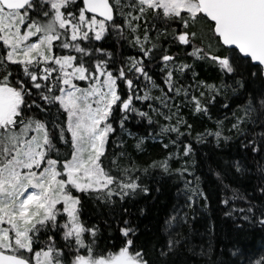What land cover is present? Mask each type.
I'll return each mask as SVG.
<instances>
[{
    "label": "snow or ice",
    "instance_id": "1",
    "mask_svg": "<svg viewBox=\"0 0 264 264\" xmlns=\"http://www.w3.org/2000/svg\"><path fill=\"white\" fill-rule=\"evenodd\" d=\"M0 264H264V0H0Z\"/></svg>",
    "mask_w": 264,
    "mask_h": 264
},
{
    "label": "trees",
    "instance_id": "2",
    "mask_svg": "<svg viewBox=\"0 0 264 264\" xmlns=\"http://www.w3.org/2000/svg\"><path fill=\"white\" fill-rule=\"evenodd\" d=\"M172 191H174V189ZM166 196H167V193H166V195L164 197H161V200L166 199ZM248 241L249 242H254L256 246H259V244H260V234L259 233L249 234Z\"/></svg>",
    "mask_w": 264,
    "mask_h": 264
}]
</instances>
